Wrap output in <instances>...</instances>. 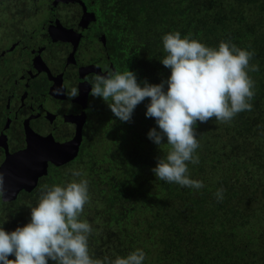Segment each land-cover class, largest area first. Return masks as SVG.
Segmentation results:
<instances>
[{"label":"trees","instance_id":"trees-1","mask_svg":"<svg viewBox=\"0 0 264 264\" xmlns=\"http://www.w3.org/2000/svg\"><path fill=\"white\" fill-rule=\"evenodd\" d=\"M119 47L131 49L132 71L143 86L170 75L160 60L162 37L179 32L212 48L222 41L254 51L252 111L230 123L197 122L199 164L188 163L197 190L156 179L152 169L169 150L147 136L157 128L146 118L148 98L122 122L111 110L95 139L60 168L50 167L30 193L0 203V227L14 231L30 222L40 186L89 181L82 220L94 231V259L126 257L140 249L143 264H264V0H100ZM1 7V0H0ZM1 16V14H0ZM167 85L165 84V90ZM72 170L83 173L74 177ZM224 189L223 200L216 192ZM9 259H15L9 256ZM48 264H54L49 260Z\"/></svg>","mask_w":264,"mask_h":264},{"label":"clouds","instance_id":"clouds-1","mask_svg":"<svg viewBox=\"0 0 264 264\" xmlns=\"http://www.w3.org/2000/svg\"><path fill=\"white\" fill-rule=\"evenodd\" d=\"M162 45L166 55L160 62L170 69L165 81H145L141 86L136 74L127 68L121 73L105 66L107 74L92 78L89 95L101 98L122 122H130L135 108L148 98L145 116L155 120L159 131L152 128L147 136L157 146L166 138L170 146L152 169L156 179L198 191L203 182L191 179L187 166L200 162L195 154L200 146L197 122L215 119L230 123L237 114L252 111L255 81L248 73L258 72L259 66L250 64L254 51L230 42L222 41L212 48L172 32L162 37ZM56 94H63V90L57 89ZM78 95V88L72 87L68 98ZM72 175L82 177L83 173L72 170ZM4 177L0 172V199L7 193ZM39 191L30 222L11 232L0 227V264H48L49 260L54 264H143L146 254L140 249L114 260L107 256L94 259L90 254L88 242L94 229L81 219L90 202L87 179L63 186L44 184ZM223 193L224 189L217 190L218 201L223 200Z\"/></svg>","mask_w":264,"mask_h":264},{"label":"flooded vegetation","instance_id":"flooded-vegetation-1","mask_svg":"<svg viewBox=\"0 0 264 264\" xmlns=\"http://www.w3.org/2000/svg\"><path fill=\"white\" fill-rule=\"evenodd\" d=\"M100 3L1 0L0 165L6 155L24 150L31 134L64 144L78 130L77 155L95 139L109 107L89 95L92 78L106 75L105 66L113 72L133 70L132 51L118 49L119 35ZM72 87L79 95L69 99ZM66 164L47 163L46 170ZM21 193L27 194L20 191L14 200Z\"/></svg>","mask_w":264,"mask_h":264},{"label":"water","instance_id":"water-1","mask_svg":"<svg viewBox=\"0 0 264 264\" xmlns=\"http://www.w3.org/2000/svg\"><path fill=\"white\" fill-rule=\"evenodd\" d=\"M78 132L64 144H54L49 139L31 134V138H26L24 150L16 155H6L0 165V172L5 173L7 193L0 203L13 201L20 191L31 192L38 178L46 174L47 163L57 167L72 161L77 155L80 141Z\"/></svg>","mask_w":264,"mask_h":264}]
</instances>
